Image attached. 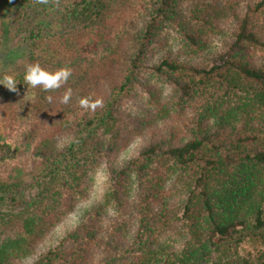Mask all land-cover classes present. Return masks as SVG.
Listing matches in <instances>:
<instances>
[{
  "label": "trees",
  "instance_id": "obj_1",
  "mask_svg": "<svg viewBox=\"0 0 264 264\" xmlns=\"http://www.w3.org/2000/svg\"><path fill=\"white\" fill-rule=\"evenodd\" d=\"M189 1L186 17L181 0H0V75L72 73L35 88L16 140L0 135V264H264V0ZM165 29L189 56L150 63ZM147 78L174 99L152 100ZM135 87L149 99L133 123L142 146L116 160ZM8 96L0 125L21 110ZM53 127L73 132L68 145H52ZM248 245L260 249L243 256Z\"/></svg>",
  "mask_w": 264,
  "mask_h": 264
},
{
  "label": "rangeland",
  "instance_id": "obj_2",
  "mask_svg": "<svg viewBox=\"0 0 264 264\" xmlns=\"http://www.w3.org/2000/svg\"><path fill=\"white\" fill-rule=\"evenodd\" d=\"M198 1L201 2L200 0ZM205 1H210L213 4L218 3V0ZM190 2L191 1L189 0H181L180 3L183 7H180L181 12L186 17H188V14L187 10H185V7L186 5L190 6ZM136 18L137 16L131 17V21H135ZM191 24L193 26L195 25L197 29L201 28V22L199 21L196 22L191 19ZM208 32L211 33L210 30ZM176 36L177 34L168 29L159 32L148 53V61L152 63L160 57H168L174 60H179L181 59L180 54L189 56L184 53V48L182 47L183 43L181 44ZM222 39L223 37L221 34H216L211 37L210 40L214 41L213 44H217L218 46H220V43L223 42ZM15 42H17V39L15 40ZM212 51L213 49H211L209 53L211 54ZM8 74L13 75L17 79V92H11L3 86H0V88L6 90L9 93L8 102L9 105L12 107L11 111L14 106H18L21 110L18 116L14 119L8 118L9 115L7 116V119L4 122L5 124L0 125V135L5 138V140L9 143H12V141L16 140V138L19 137V129L25 127V124L27 123L23 115L24 113L26 117V113L23 111H25L29 107L30 100L35 94V88H32L31 86L27 87V85L23 82L24 67H22L21 65L18 66L17 69L8 72ZM147 79L150 82L148 86L150 87V93H152V96L150 95L152 100L157 97V94H159V92L168 98L173 97L174 99L173 90L169 84L152 81L149 78ZM144 88L135 87L130 92V94L120 102L121 104L118 107V116L120 117V121L117 124L118 129L120 130V137L117 143L116 150L114 151L116 160H122L126 157H130L139 149V147L142 146L141 138L136 134H133V123L137 120L146 119V116L144 115L141 108L142 101L149 100L148 97L146 98L148 94L145 93ZM5 105L6 103H1L0 100V107L4 108ZM66 130H60L56 127L50 129V132L53 133L52 138L50 140L55 148L68 145L70 140L73 138V132ZM106 162H108V160L104 159L103 164H99L96 168H94L92 172H90L94 182L90 185V188H92L93 192H97L100 190V188H104L106 178L104 177L103 173V165ZM259 249V247L248 245L246 250H241V254H243V256L247 254H251L252 256H254L257 253V250Z\"/></svg>",
  "mask_w": 264,
  "mask_h": 264
},
{
  "label": "clouds",
  "instance_id": "obj_3",
  "mask_svg": "<svg viewBox=\"0 0 264 264\" xmlns=\"http://www.w3.org/2000/svg\"><path fill=\"white\" fill-rule=\"evenodd\" d=\"M71 69L67 66H61L54 70L43 68L38 62L28 63L24 66L23 82L32 88L39 86L43 91H54L61 88L67 83L71 76ZM17 79L11 74L0 75V86L5 87L11 92H17ZM71 93L66 92L61 98V103L67 104L70 100ZM51 100V97H49ZM102 100H92L90 97L81 98L79 105L81 108L95 110L102 106Z\"/></svg>",
  "mask_w": 264,
  "mask_h": 264
}]
</instances>
